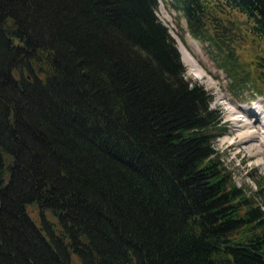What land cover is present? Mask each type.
Returning <instances> with one entry per match:
<instances>
[{"label": "trees", "instance_id": "trees-1", "mask_svg": "<svg viewBox=\"0 0 264 264\" xmlns=\"http://www.w3.org/2000/svg\"><path fill=\"white\" fill-rule=\"evenodd\" d=\"M169 3L230 92L264 96V0ZM156 6L0 0V264H264V179L219 160Z\"/></svg>", "mask_w": 264, "mask_h": 264}, {"label": "rangeland", "instance_id": "rangeland-1", "mask_svg": "<svg viewBox=\"0 0 264 264\" xmlns=\"http://www.w3.org/2000/svg\"><path fill=\"white\" fill-rule=\"evenodd\" d=\"M155 13L158 19L167 26L169 34L174 39L180 61L184 66V77L202 85L209 92V107L215 109L220 115L219 123L222 128L212 143L219 154V160L229 170L230 177L235 181L236 185L244 189L250 188L253 190L255 188V180L264 179V160L261 153V156L259 155V150L256 149L257 143L254 141V137L250 141V144H254V147L248 151L245 148L243 150L245 141H240L237 134L233 135V126L235 130L239 129V126L233 123L237 117L239 118V115H235L232 101L242 106L249 103L248 105H254L256 108L260 107L264 110V96L260 95L257 97L252 95L247 89H242L241 94L235 95L227 89V79L224 71L218 68L209 54H207L204 43L198 42L188 33L182 14L171 6L169 0H157ZM231 17L241 23L240 30L237 32L239 41L236 42L235 46L240 49L242 58L250 59L252 57L251 59H253L256 57V55L253 56L254 53H258L260 46L249 44L252 43V39L250 34L244 33L245 24L243 18L235 13ZM192 40L197 43V46L191 45ZM181 49L186 52L182 53L184 51ZM183 54H186L187 56H185L188 59L189 57L191 58V60H188L190 61L189 63H186L187 59L185 61ZM244 100L246 101L243 102ZM230 101L231 103L229 104L228 102ZM229 112L235 113L234 116H236V118L231 116L232 122L229 120ZM244 127L240 131L244 132L246 129ZM249 131L252 132L247 127L245 132Z\"/></svg>", "mask_w": 264, "mask_h": 264}, {"label": "bare ground", "instance_id": "bare-ground-1", "mask_svg": "<svg viewBox=\"0 0 264 264\" xmlns=\"http://www.w3.org/2000/svg\"><path fill=\"white\" fill-rule=\"evenodd\" d=\"M191 45L193 46H197V43L192 40L191 42ZM199 46V45H198ZM181 47V46H180ZM200 47V46H199ZM197 48V47H196ZM182 50V49H181ZM184 51V50H182ZM186 51L182 52V53H185ZM184 55V54H183ZM186 55V54H185ZM185 57V61L186 63L190 62L188 60H191V58L189 57V59ZM192 55V54H191ZM194 58V57H193ZM193 60V59H192ZM191 65V64H190ZM193 66V65H192ZM193 68V67H192ZM229 104L231 103L228 102ZM264 103V102H263ZM232 105H234L233 107L235 108V113L233 112H229V120L230 122H232V119H231V116H233V118H236L237 115H239V118L237 117L235 119V121H233V123L237 126H239V129H234V126H233V130H232V133L233 135L234 134H237L238 135V139H240V141H245V145L243 146V150L244 148L248 151H250V149H252L254 147V144H250V141L253 139L254 137V141H256L257 143V150H259V155L261 153L262 155V158L264 160V120H262V118H264V110H262L260 107L256 108L254 105H244L242 106L241 104L237 103V102H233L232 101ZM264 108V107H263ZM234 110V109H233ZM232 110V111H233ZM228 112V111H227ZM234 114L236 116H234ZM227 120V119H226ZM244 123V124H241V123ZM232 123V124H233ZM245 126V127H244ZM246 128L243 131H240L242 128ZM247 127H248V130H251L252 132H245L247 130ZM253 129V130H252ZM240 146V145H238ZM242 148V147H241ZM243 152V151H242ZM246 153V151H245ZM252 154V153H251ZM260 155V156H261ZM259 157V156H258ZM258 161V160H257Z\"/></svg>", "mask_w": 264, "mask_h": 264}]
</instances>
